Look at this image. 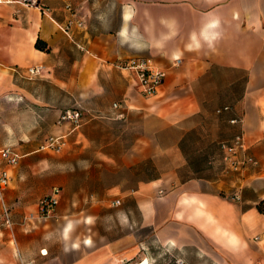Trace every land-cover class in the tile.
<instances>
[{"label":"crops","instance_id":"0c3cea01","mask_svg":"<svg viewBox=\"0 0 264 264\" xmlns=\"http://www.w3.org/2000/svg\"><path fill=\"white\" fill-rule=\"evenodd\" d=\"M41 1L49 13L0 4V149L12 146L22 159L42 139L67 134L54 180L31 162L10 168L5 200L14 223L6 227L21 264L110 258L78 238L70 249L36 246L31 260L26 244L39 230L30 223L55 179L73 189L56 208L65 235L77 236L87 218L109 219L118 200L124 206L113 215H126L129 188L158 243L184 264H264V0H84L87 14L73 8L88 29L71 34L66 6ZM135 57L167 72L156 96L141 95L122 68ZM32 66L44 74L30 79ZM68 109L83 114L72 132L56 126ZM238 133L259 165L225 173L219 145ZM144 165L155 175L144 179Z\"/></svg>","mask_w":264,"mask_h":264},{"label":"rangeland","instance_id":"374dc122","mask_svg":"<svg viewBox=\"0 0 264 264\" xmlns=\"http://www.w3.org/2000/svg\"><path fill=\"white\" fill-rule=\"evenodd\" d=\"M62 6L71 4L75 9L87 14L85 5L82 3L84 0H59ZM47 138L42 139L39 143L42 145ZM36 153L31 156H26L21 159V163L31 162L39 166V171L42 175H47L49 179L54 180V165L56 159L61 155L63 150L59 153L51 150H42L41 146L37 147ZM65 149V148H64ZM144 179L152 177L155 172L152 171L151 165H144L143 172ZM55 179V187L60 189L59 204L61 202V195L68 194L70 201V193L72 188L69 185L57 184ZM77 189H75L76 191ZM132 189H123L126 192L127 206L126 215H123L120 219L118 216H114V213H118L124 205L111 206L110 212L112 216L104 221H96L90 218L82 220L77 227V236L65 235V229H61V220L56 216L57 210L53 215L48 217H42L38 221L30 223L32 228L39 230V234L34 235L35 238L32 242L26 244L31 260H36L35 247L43 246V248H49L51 250L61 249L60 247L66 246L70 249L73 246L74 240L82 239V244L88 245V250L99 251L104 250V256H107V250H109L110 258H105L103 262L98 264H141L147 262V264H180L178 263V254L169 247H163L158 243L153 234V229L150 226V219L140 217V214L135 211V205L133 200H129L131 197ZM119 201V200H118ZM70 210V202L66 204ZM60 206V205H58ZM76 206L72 208L75 209ZM13 220V219H12ZM11 220V221H12ZM14 223V221H12ZM18 224L24 225L22 220ZM17 228V227H16ZM15 226L13 231L16 232ZM0 230H6L9 236L1 235L0 233V260L1 263H5L6 260H13L14 264H21V255L18 250V242L15 241L14 236L10 228L6 227L3 211L0 208ZM76 230V229H75ZM22 237V236H21ZM23 238V237H22ZM8 241V242H6ZM78 243V242H77ZM78 247V245H77ZM137 247L136 251L133 249ZM90 252V251H89ZM125 253V256H119V254ZM136 256L131 257V255ZM148 259L149 261H147ZM184 262V260H182ZM35 262L34 264H36Z\"/></svg>","mask_w":264,"mask_h":264},{"label":"built area","instance_id":"2783aa9c","mask_svg":"<svg viewBox=\"0 0 264 264\" xmlns=\"http://www.w3.org/2000/svg\"><path fill=\"white\" fill-rule=\"evenodd\" d=\"M0 4L6 5H22L29 8H38L45 14L50 12L41 0H0ZM66 10L70 14L71 20L68 22L64 31L71 34L74 28L86 31L88 29V20L86 17L79 18L77 11L71 4L66 5ZM122 68L131 71L134 75L136 86L141 95L144 97H154L158 94L160 87L163 85L167 77V72L164 69L157 67L153 60L148 57H135L129 59ZM30 79L41 77L44 74L42 66H32L26 71ZM122 108V103H115L114 109ZM226 107L224 111H228ZM83 122V114L77 109H68L61 113L56 122V126H69V132L78 129ZM232 125H239L241 119H233L230 121ZM67 144V134L51 135L41 145L42 150H51L54 152H61ZM220 150L222 153L223 170L225 173L241 172L250 167H257L259 161L252 156L246 147L242 133L236 134L232 139L222 141L220 143ZM21 155L12 146H6L0 149V205L3 211V218L7 226H11V210L5 200V192L9 188L11 175L10 168L19 166ZM60 189L54 188L52 192L44 197L40 202V215L48 217L54 214L59 205ZM236 201L241 200L240 194H235ZM120 201H116L115 206L120 205ZM178 263L184 264L182 260Z\"/></svg>","mask_w":264,"mask_h":264},{"label":"trees","instance_id":"16d2710c","mask_svg":"<svg viewBox=\"0 0 264 264\" xmlns=\"http://www.w3.org/2000/svg\"><path fill=\"white\" fill-rule=\"evenodd\" d=\"M36 48L40 51L46 52V53H50V50L47 48V46L42 45V43L40 41L37 42L36 44ZM220 147V145H219ZM263 211V210H262Z\"/></svg>","mask_w":264,"mask_h":264},{"label":"bare ground","instance_id":"6f19581e","mask_svg":"<svg viewBox=\"0 0 264 264\" xmlns=\"http://www.w3.org/2000/svg\"><path fill=\"white\" fill-rule=\"evenodd\" d=\"M141 264H147V262L141 263Z\"/></svg>","mask_w":264,"mask_h":264}]
</instances>
